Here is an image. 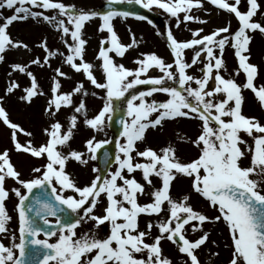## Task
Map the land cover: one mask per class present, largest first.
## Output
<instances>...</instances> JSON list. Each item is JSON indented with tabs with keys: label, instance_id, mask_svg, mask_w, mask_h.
Instances as JSON below:
<instances>
[{
	"label": "snow or ice",
	"instance_id": "snow-or-ice-1",
	"mask_svg": "<svg viewBox=\"0 0 264 264\" xmlns=\"http://www.w3.org/2000/svg\"><path fill=\"white\" fill-rule=\"evenodd\" d=\"M127 2L159 8L173 18L157 33L165 38L170 59L151 51L139 53L132 68L117 62L139 41L130 34V42H123L114 19L135 16L152 24L146 16L77 8L64 0H0V10L11 11L7 16L0 11V64L8 67L0 123L12 145L0 150V264H206L207 246L219 247L209 224L227 230V264H264V118L244 111L250 91L264 112V79L251 47L256 33L264 36V0ZM212 8L217 16L227 14L222 25L207 32L189 27L209 24ZM96 18L101 21L97 30L106 35L89 60L85 28ZM28 20L48 25L63 48L50 45L46 35L32 45L14 37L10 27ZM182 24L190 34L184 39L173 31ZM228 49L237 65L231 70ZM10 51H22L28 59L9 62ZM34 68L49 72L47 90ZM153 70L159 74L151 75ZM13 96L28 106L44 97L39 139L31 127L11 119L6 105ZM89 97L103 101L91 117ZM118 111L124 114L117 121L122 131L114 157L105 151L106 168L93 166L92 178L81 182L69 165L98 160V151L110 141L92 135L83 150L74 148L80 125L99 133ZM180 119L197 121V133L177 132L175 142L158 148L146 143L150 129L163 131L166 122ZM182 145L195 149V155L181 157ZM13 151L40 161L29 168L28 178L13 162ZM181 179L190 182L189 188L176 195ZM12 196L18 227L10 232L6 202ZM193 197L215 215L194 207ZM85 224L90 227L81 231ZM6 238L9 245L3 243ZM165 242L176 250L175 259L165 252ZM207 254L219 257L211 249Z\"/></svg>",
	"mask_w": 264,
	"mask_h": 264
},
{
	"label": "rangeland",
	"instance_id": "rangeland-1",
	"mask_svg": "<svg viewBox=\"0 0 264 264\" xmlns=\"http://www.w3.org/2000/svg\"><path fill=\"white\" fill-rule=\"evenodd\" d=\"M66 4H73L77 8H84L90 10H97L101 6L108 2V0H64ZM206 7H211L210 5H206ZM3 12V15L7 16L11 14V11L8 9L0 10ZM153 11L163 15L165 20L164 25H153L149 24L147 20H140L136 17H117L114 19V26L122 41L125 43L130 42V34H135L136 39L139 41V46L129 50V52L125 55L123 59L116 58L117 62L124 63L127 67H135L133 60L139 55L141 52H151L155 51L159 55L168 57V50L166 47L165 38L162 35H158L159 32H163L166 27L172 25L174 23L173 18L168 17L166 13H164L161 9L153 7ZM201 16L204 13H199ZM224 13H221L219 16L216 15V10L212 8V14L210 17V22L207 25H199L192 23L189 25L191 28L204 27L205 31H209L213 26L222 25L225 21ZM101 21L96 18L87 23L85 28L86 37L89 40L88 44V52L87 58L91 60L99 47L100 39L106 35V33L99 32L98 25ZM233 28L236 27V21L233 19L232 21ZM174 33L177 37L184 39L189 37L188 31L185 30L184 25L182 24L180 28H173ZM10 32L14 37L20 38L30 45L39 41V39L46 35L48 37V43L50 45L60 47L63 46L59 43V39L57 34L48 26L43 24H37L32 20H28L24 23H14L13 26L10 27ZM252 60L254 63H258L261 66V78L264 79V36H261L259 33H256L255 39L252 43ZM36 54L43 55V53L39 49H34ZM226 61L229 70L235 68L236 61L233 56L232 50L228 49L225 53ZM27 60L28 55L22 51H10L7 55V60L9 62L18 61V60ZM54 66H56L54 64ZM67 70V69H65ZM8 71L7 64H0V94L3 93V89L5 87L7 77L6 73ZM34 72L40 77H42V83L44 85L45 90L48 88V71H42L41 69L34 68ZM151 75H158L159 73L153 70ZM240 80H243V75L239 77ZM70 81L65 82V88H68L70 85ZM146 86H141V88ZM19 95V93H17ZM103 95V93H101ZM245 95L247 97V101L244 106L245 113L249 115H256L264 118V112H261L258 104L253 99V94L250 91H246ZM160 98V97H157ZM88 115L89 117L95 115L96 111L102 107L103 101L97 98L89 97L88 98ZM120 104V108L123 109L124 104L122 101L116 102ZM44 104V97L37 98L31 106L25 105L22 102L18 101L15 96L8 98V103L6 105L8 111L10 112L11 119L17 122H21L25 128L31 127L35 132L37 139L40 138L39 128L43 123V117H41L40 113L42 110V106ZM66 110H62L60 117L63 119ZM83 119V117H81ZM197 121L180 119L178 121H169L164 125L163 131H154L149 130L147 132V141L146 143L154 148H158L163 146L166 141L172 140L175 142L176 133L179 132L181 135L187 133L190 136H194L197 131ZM95 135L98 140H109L113 139L112 133L109 128V121L105 120V125L103 131L96 133L92 129L87 128L83 124L80 125L79 131L76 133L74 140L72 141V145L74 148L83 150L84 141ZM10 132L9 130L0 123V150L4 148H11L10 142ZM179 155L183 158L191 157L195 155V149H193L189 145H182ZM13 162L17 164L20 170L23 172L24 177L28 178L29 176V168L32 165L39 164L40 161L34 160L29 156L24 154H19L13 151L11 153ZM93 166H98L96 161H89V164L85 167L80 166L79 164L72 162L69 165V170L75 172L81 182L89 181L94 173L91 172V168ZM13 184V182H10ZM189 181L187 179L178 180L173 189L174 194L179 195L181 192L187 191L189 188ZM193 205L196 208L205 210L209 215H215V213L208 209L205 201L198 197H193ZM90 227V224H85L80 229L81 231L87 230ZM206 228L211 230V239L215 240L219 247L217 248L215 245L209 244L205 249V252L202 253V259L206 262V264H227V260L230 256V249L224 247L225 243H229L227 238V230L224 228L222 224L218 225H206ZM104 229H101V234H103ZM8 243H11L10 239H7ZM208 249L212 251H218L219 257H210L207 254ZM165 252L175 259L176 250L169 243H164Z\"/></svg>",
	"mask_w": 264,
	"mask_h": 264
},
{
	"label": "water",
	"instance_id": "water-1",
	"mask_svg": "<svg viewBox=\"0 0 264 264\" xmlns=\"http://www.w3.org/2000/svg\"><path fill=\"white\" fill-rule=\"evenodd\" d=\"M109 8L118 10V11H130L133 13H136L138 15H143L146 16L148 18H151L152 20H156L154 15H152L150 12L144 10L142 7L138 6L135 3H126V4H109V3H105L103 6V10L106 11ZM103 12V11H102ZM123 112H117L113 115V119L110 121V126L112 128V130L114 131V134L116 137L119 136L120 131H122V126L117 122L120 117L123 115ZM114 144H107L104 145V147L102 149L99 150L98 152V158H99V162H100V166L101 169H105L106 165H105V157H104V152L107 151L109 152L113 157H114Z\"/></svg>",
	"mask_w": 264,
	"mask_h": 264
},
{
	"label": "flooded vegetation",
	"instance_id": "flooded-vegetation-1",
	"mask_svg": "<svg viewBox=\"0 0 264 264\" xmlns=\"http://www.w3.org/2000/svg\"><path fill=\"white\" fill-rule=\"evenodd\" d=\"M8 185H12V184H8ZM16 203H17V199L14 196H12V198L6 202V206H7V209L9 211V214L12 216V220L9 224L10 232L15 231L18 227L17 213L15 211V204ZM49 220L54 221V219H52V218H49ZM16 235L18 237L19 233L16 232ZM3 243H5L6 245L10 244L7 242V238L3 239Z\"/></svg>",
	"mask_w": 264,
	"mask_h": 264
},
{
	"label": "bare ground",
	"instance_id": "bare-ground-1",
	"mask_svg": "<svg viewBox=\"0 0 264 264\" xmlns=\"http://www.w3.org/2000/svg\"><path fill=\"white\" fill-rule=\"evenodd\" d=\"M227 14L224 13V16L226 17Z\"/></svg>",
	"mask_w": 264,
	"mask_h": 264
}]
</instances>
